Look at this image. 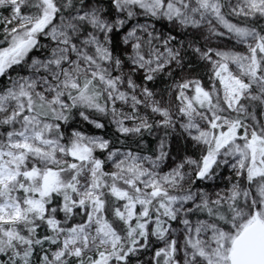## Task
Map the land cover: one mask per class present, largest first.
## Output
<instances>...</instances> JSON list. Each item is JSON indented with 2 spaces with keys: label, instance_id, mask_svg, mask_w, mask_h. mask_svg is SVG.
Returning a JSON list of instances; mask_svg holds the SVG:
<instances>
[{
  "label": "rangeland",
  "instance_id": "obj_1",
  "mask_svg": "<svg viewBox=\"0 0 264 264\" xmlns=\"http://www.w3.org/2000/svg\"><path fill=\"white\" fill-rule=\"evenodd\" d=\"M224 1L232 14L264 24V0ZM26 2L0 0L2 32L33 24L41 8L20 13ZM39 36L30 62L20 60L30 46L17 44L19 60L6 62L0 82L6 128L0 222L18 220L27 206L35 210L59 239L50 264L117 248L89 158L90 151L102 152L104 170L161 196L156 215H150L151 197L120 202V217L136 241L128 256L107 264H229L241 231L254 221L264 224V70L255 62L256 32L227 19L219 0H85L81 9L45 24ZM82 77L96 81L101 100L80 87ZM70 92L74 104L105 113L118 132H150L154 153L112 149L101 135L74 128L75 144L66 147L57 120ZM78 117L100 127L83 110ZM25 158L40 169L74 164L77 171L69 181L54 171L25 194L17 190ZM60 188L70 190L77 206L49 201ZM215 207L228 210L225 224L191 217Z\"/></svg>",
  "mask_w": 264,
  "mask_h": 264
},
{
  "label": "trees",
  "instance_id": "obj_2",
  "mask_svg": "<svg viewBox=\"0 0 264 264\" xmlns=\"http://www.w3.org/2000/svg\"><path fill=\"white\" fill-rule=\"evenodd\" d=\"M85 0H27L21 10H29L35 12L40 7V13L37 17L32 18L33 24L21 28L10 33L2 32L0 28V82L4 81V70L9 68L5 65L7 61L12 60L16 63L19 59L13 57L15 50L20 48L18 43H25L30 47L26 49V55L21 56L20 60L30 62L34 55H38V51L33 47L40 41V33L42 27L47 23L56 21L60 16H65L82 8ZM222 14L229 20L253 29L257 35L258 50L255 57L256 66L259 70H264V24L260 17H241L232 14L226 7L224 0H219ZM36 16V13H35ZM160 26L165 28L161 23ZM32 44V45H31ZM15 49V50H14ZM80 87L85 90L93 91L98 100H101L99 93L100 88L95 80L86 77L79 79ZM70 92L66 95L67 109L63 113V118L58 119L59 135L62 142L72 149L75 144L74 139L70 135L69 129L74 128L81 132L96 133L101 135L108 143V147L112 149H125L138 152L145 155L154 153V139L150 136V132L142 131L137 136H129L122 134L113 128L110 118L105 113L96 111L86 106L74 104L71 101ZM84 111L87 116L99 122L100 127L79 119L78 112ZM239 130H242L239 128ZM4 125L0 124V149L6 146ZM213 133H217V127L213 128ZM89 158L97 167L95 176V185L99 191L97 202L100 204L103 220L116 230L119 236V244L114 250L99 253L83 254L76 258H67L63 264H107L112 258H125L127 252L133 248L136 241L135 236L131 234V228L120 217L118 205L124 199L135 201L138 197H151L153 207L150 208V215H156L158 204L161 201L159 194L155 195L152 190H145L138 186L134 180L123 175L106 171L103 168V153L90 151ZM85 159H82L84 161ZM32 167V168H31ZM37 162L25 158L21 166V180L17 190L19 192L29 194L35 193V189L41 186L46 175L57 171L59 178L69 181L77 171V166L63 165L53 171V169H40ZM31 168V169H30ZM36 172V174H35ZM29 175H32L29 178ZM34 176V177H33ZM64 181V182H65ZM49 201H57L61 207L77 206L76 203L69 201L70 190L67 192L62 188L56 189L49 193ZM70 208L64 210L67 216L71 213ZM228 216V210L222 207L208 210L206 208L192 212L191 217H213L222 224H225V218ZM136 236H143L139 230ZM59 244V239L54 236L52 230L48 227L46 221L38 216L36 211L27 206L23 216L16 221L0 222V264H50L49 251ZM159 261V260H158Z\"/></svg>",
  "mask_w": 264,
  "mask_h": 264
},
{
  "label": "water",
  "instance_id": "obj_3",
  "mask_svg": "<svg viewBox=\"0 0 264 264\" xmlns=\"http://www.w3.org/2000/svg\"><path fill=\"white\" fill-rule=\"evenodd\" d=\"M229 264H264V224L254 221L233 243Z\"/></svg>",
  "mask_w": 264,
  "mask_h": 264
}]
</instances>
